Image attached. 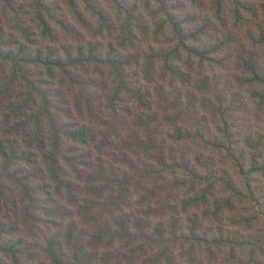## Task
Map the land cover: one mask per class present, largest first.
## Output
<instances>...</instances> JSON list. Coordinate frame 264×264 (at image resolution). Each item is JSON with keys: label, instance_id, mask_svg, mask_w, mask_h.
<instances>
[{"label": "trees", "instance_id": "trees-1", "mask_svg": "<svg viewBox=\"0 0 264 264\" xmlns=\"http://www.w3.org/2000/svg\"><path fill=\"white\" fill-rule=\"evenodd\" d=\"M0 264H264V0H0Z\"/></svg>", "mask_w": 264, "mask_h": 264}]
</instances>
